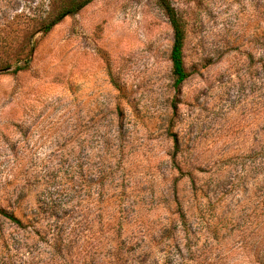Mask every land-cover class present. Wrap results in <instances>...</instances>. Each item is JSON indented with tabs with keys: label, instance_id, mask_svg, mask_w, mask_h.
I'll return each mask as SVG.
<instances>
[{
	"label": "rangeland",
	"instance_id": "1",
	"mask_svg": "<svg viewBox=\"0 0 264 264\" xmlns=\"http://www.w3.org/2000/svg\"><path fill=\"white\" fill-rule=\"evenodd\" d=\"M0 0V264H264V0ZM21 70H15L16 67Z\"/></svg>",
	"mask_w": 264,
	"mask_h": 264
},
{
	"label": "trees",
	"instance_id": "2",
	"mask_svg": "<svg viewBox=\"0 0 264 264\" xmlns=\"http://www.w3.org/2000/svg\"><path fill=\"white\" fill-rule=\"evenodd\" d=\"M90 0H59L57 12L46 24L42 26L44 33L48 32L55 24H57L64 16L76 13L84 7ZM161 8L169 21L172 29V43L169 51V61L171 64V76L173 80V88L179 92L182 83L189 77L190 73L185 67L183 47L186 38L185 21L181 15L172 6L168 0H159ZM15 70H21V67H16ZM0 214L8 219L19 223L12 214L0 208Z\"/></svg>",
	"mask_w": 264,
	"mask_h": 264
}]
</instances>
